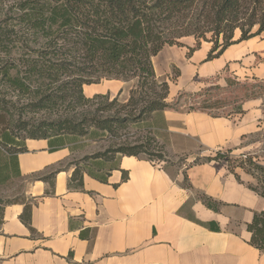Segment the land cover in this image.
<instances>
[{
    "label": "crops",
    "instance_id": "obj_1",
    "mask_svg": "<svg viewBox=\"0 0 264 264\" xmlns=\"http://www.w3.org/2000/svg\"><path fill=\"white\" fill-rule=\"evenodd\" d=\"M240 38L236 32L234 41ZM180 44L153 60L158 79L170 86L167 102L180 103L154 117V130L167 154L185 157L187 166L173 173L145 156L101 160L93 173L102 179L84 173L83 187L73 190L76 166L69 165L89 142L27 140V152L18 155L27 188L20 201L0 204V264H264L248 231L264 212V198L250 188L259 180L231 170L226 158L207 161L223 151L233 162L246 154L264 166V93L242 98L243 113L229 117L182 108L188 97H203L212 80L222 89L264 84V32L213 60L212 43L197 47L186 37ZM56 170L53 185L27 180ZM27 205L30 226L21 220Z\"/></svg>",
    "mask_w": 264,
    "mask_h": 264
},
{
    "label": "trees",
    "instance_id": "obj_2",
    "mask_svg": "<svg viewBox=\"0 0 264 264\" xmlns=\"http://www.w3.org/2000/svg\"><path fill=\"white\" fill-rule=\"evenodd\" d=\"M238 30V42L264 32V0H0V184L21 179L18 155L27 152V140L119 141L70 163L76 166L69 182L73 190L83 187L84 173L102 179L93 173L101 169V160L164 161L161 149L151 151L155 139L121 141L129 128L151 127L156 115L180 104L167 102L170 86L158 79L154 58L194 37L197 47L202 41L213 44L208 57L213 60L238 43ZM103 81L136 83L124 104L110 94L86 97L85 86ZM212 108L204 101L189 109ZM235 112L242 114V105ZM42 113L48 118L35 121ZM225 158L231 170L240 167L259 180V187L250 188L264 198V166L250 157L233 162L221 153L207 161ZM58 171L29 179L53 185ZM201 199L214 208L210 198ZM21 220L30 226V206ZM248 231L251 245L264 252V212L255 214Z\"/></svg>",
    "mask_w": 264,
    "mask_h": 264
},
{
    "label": "rangeland",
    "instance_id": "obj_3",
    "mask_svg": "<svg viewBox=\"0 0 264 264\" xmlns=\"http://www.w3.org/2000/svg\"><path fill=\"white\" fill-rule=\"evenodd\" d=\"M236 32L240 31L238 30ZM211 37L212 34L207 35V38L210 39ZM173 73L175 74V72ZM135 83L136 82L123 83L120 81H103L98 85L85 86L84 93L88 98H93L96 95L110 94L112 100L118 97L119 102L124 104L127 103L130 97V91L135 86ZM216 83L217 82L214 80L208 83V86L204 88L206 90L203 97L196 99L188 97L187 99H185L183 101L184 103L182 108L188 109L191 107V105L196 104V106H198L199 103L207 101L209 106H213V108L208 109L207 112H210L214 116L229 117L235 113V109L246 93H264V84H252L250 86L234 85L230 88L222 89L218 87ZM94 91L98 92L96 94H93ZM48 116L49 115H45L42 113L34 116L33 118L35 121H41L48 118ZM149 124H152L151 127H147L146 125H144L129 128L125 133L122 134L121 141L128 140V142L130 143H135L136 141L145 142L147 138L155 139V144L152 146L151 151L153 153H156L158 152V150H162L163 154L166 156L163 162L165 163L164 168L167 171L169 170L170 172L174 173L178 168H183L184 165L187 166L188 163L185 161V157L172 156L167 154V152L165 151V140L157 131L154 130L156 125L155 121L153 120ZM118 142L119 141H112L108 139V141L88 144L87 148L83 147L78 151L79 154L76 155V161L82 160L79 157H81L83 152L87 154H93L98 151H103L104 149L110 147V145ZM77 158H79V160H77ZM197 160L198 163L202 162L201 159ZM152 161L154 163H158V160L156 158H153ZM197 162L196 160L194 161V163ZM27 180L30 181L31 179ZM26 188L27 183L25 182V180L20 178H15L5 185L0 184V201L3 204H7L9 202H18L20 201V199H22V194Z\"/></svg>",
    "mask_w": 264,
    "mask_h": 264
},
{
    "label": "built area",
    "instance_id": "obj_4",
    "mask_svg": "<svg viewBox=\"0 0 264 264\" xmlns=\"http://www.w3.org/2000/svg\"><path fill=\"white\" fill-rule=\"evenodd\" d=\"M218 153H221L222 155H225L223 151H218V152L215 153V156H216ZM248 157H249V156L246 155V154H245V155H242V156H241V160H242V161H246V160L248 159Z\"/></svg>",
    "mask_w": 264,
    "mask_h": 264
}]
</instances>
